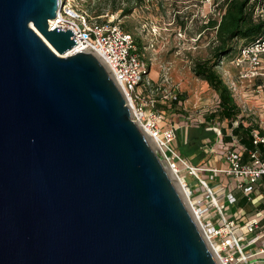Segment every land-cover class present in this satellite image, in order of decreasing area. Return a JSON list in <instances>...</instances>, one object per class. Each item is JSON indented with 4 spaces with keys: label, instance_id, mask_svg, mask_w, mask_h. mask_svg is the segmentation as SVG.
<instances>
[{
    "label": "water",
    "instance_id": "1",
    "mask_svg": "<svg viewBox=\"0 0 264 264\" xmlns=\"http://www.w3.org/2000/svg\"><path fill=\"white\" fill-rule=\"evenodd\" d=\"M57 8L0 0V264H218L102 61L64 55Z\"/></svg>",
    "mask_w": 264,
    "mask_h": 264
},
{
    "label": "built area",
    "instance_id": "2",
    "mask_svg": "<svg viewBox=\"0 0 264 264\" xmlns=\"http://www.w3.org/2000/svg\"><path fill=\"white\" fill-rule=\"evenodd\" d=\"M53 19H48V28L63 27L71 29L76 45L70 48V54L79 51L93 52L105 64V68L114 79L122 92L128 108L130 118L139 126L141 131L154 142L163 161L169 165L171 171L182 180L183 188L189 191L187 202L192 215L197 220L202 235L213 252L218 264H264V210H259L254 217L241 221V216L233 212L227 216L218 201L216 193L225 190L227 203L235 204L236 197L232 189L243 190L245 196L251 201L250 193L264 183V132L259 128L251 130L253 147L246 149L235 138L224 143V166H208L191 164L173 144L177 140L179 125L168 123L165 127L159 121H167L166 110L157 108L156 103L167 95L156 99L154 92L160 85L148 75L149 67L134 42L133 34L123 29L113 18L104 22L90 16L84 10L71 4L70 0H58V8ZM68 54V55H70ZM236 62L245 63L241 75L244 78H262L264 76V38L254 43L242 46L239 49ZM264 87V83H263ZM176 92L170 99L176 98ZM169 99V100H170ZM177 103L180 104V101ZM204 117L191 118L189 122L203 124ZM210 119V118H209ZM195 122V121H194ZM207 123V122H206ZM237 121L234 122V125ZM215 133V138H223L222 127L210 122L207 123ZM231 134V131L226 133ZM246 153V159L244 158ZM194 176L204 187V196L193 197L190 186L184 179V173ZM208 172L209 178L218 175L227 176L233 184L219 180L217 187L211 186L200 177V173ZM233 186V187H231ZM191 199V201H190ZM245 232L236 234L235 231ZM217 247V250H215ZM249 252L244 251L249 249ZM259 257V258H257Z\"/></svg>",
    "mask_w": 264,
    "mask_h": 264
},
{
    "label": "rangeland",
    "instance_id": "3",
    "mask_svg": "<svg viewBox=\"0 0 264 264\" xmlns=\"http://www.w3.org/2000/svg\"><path fill=\"white\" fill-rule=\"evenodd\" d=\"M70 1L74 7L84 10L93 17H95L96 8L101 9L99 13L102 14L99 19L113 18L120 25L122 24L128 28L133 36L142 43L140 53L149 67L148 75L152 79L154 78L157 85H160V88L154 92V96L157 100L161 98V95L168 96V98H162L156 103L157 108L166 110L168 122L159 121L161 126L165 127L168 123H174L189 127V125L196 124L194 123L196 120L189 122L191 118L207 117L208 113L217 108L218 97L216 92L208 86L207 82L197 78L191 71L193 60L195 58H206L214 42V31L206 28L205 22L208 18L217 19L219 17L215 0ZM113 6H117L118 9L112 11ZM123 7L130 8L129 12L124 13L122 11ZM240 45L241 41L220 62L217 70L232 90L236 104L241 108L244 125L252 122L264 132V76H262L263 79H250L241 76L246 64L236 62ZM262 72H264V68ZM174 92L182 96L180 104L173 105L169 102L170 96L174 95ZM210 122L224 127V134L229 131L225 119L219 121L215 117ZM207 135L209 136V134ZM206 139L202 137L196 143V146L205 145ZM222 143V140L214 144L210 142L212 154L218 153L220 155L222 153ZM173 146L182 155L189 152L188 147L178 145V140ZM183 156L185 157V155ZM183 173L185 175L184 179L190 185L194 194L191 199L199 197L200 194L204 196L205 189L197 179L186 172ZM219 177L212 179L206 174L202 175V178L210 185L218 184L219 180L217 179ZM178 182L180 183L182 180L180 179ZM186 192L189 195L187 189ZM249 195L251 197L250 202L257 203L262 193L252 191ZM216 196L227 216H231L235 209L237 215L240 216L241 210L235 207V204L226 202L225 190L218 191ZM251 217H254V215ZM243 232H245L244 227H241V231H235L237 235ZM249 250L251 248L244 251L249 252Z\"/></svg>",
    "mask_w": 264,
    "mask_h": 264
},
{
    "label": "trees",
    "instance_id": "4",
    "mask_svg": "<svg viewBox=\"0 0 264 264\" xmlns=\"http://www.w3.org/2000/svg\"><path fill=\"white\" fill-rule=\"evenodd\" d=\"M139 1L136 0V2ZM215 5L216 9H218L219 17L217 19L213 17L208 18L205 22V27L214 31V42L206 58H195L193 60L191 71L197 78L207 82L208 86L217 94V108L207 114V119L215 117L219 121L225 119L227 127L231 131L230 135L225 133L226 138L233 137L240 144H243L246 149H249L253 147L250 132L257 127L252 122L244 125L241 108L236 104L232 90L225 82L221 73L218 72L217 67L225 56L238 46L240 41V47H242L254 43L256 39L264 38V0H215ZM117 9V6H113L112 11H116ZM100 10L96 8L95 17L100 22H104L107 19H99V16L102 14L99 13ZM129 10L130 8L128 7H123L122 9L124 13H128ZM120 26L129 31L122 24ZM134 42L140 51L142 43L136 37H134ZM181 97L180 94H176V98L170 99L169 102L175 105L178 101L182 100ZM235 121H237L236 125H234ZM206 126L201 125L200 128H189L187 136L190 146H196V143L202 137H206L209 134L210 128ZM259 130L262 132L261 129ZM222 132L224 134L225 128L222 129Z\"/></svg>",
    "mask_w": 264,
    "mask_h": 264
},
{
    "label": "crops",
    "instance_id": "5",
    "mask_svg": "<svg viewBox=\"0 0 264 264\" xmlns=\"http://www.w3.org/2000/svg\"><path fill=\"white\" fill-rule=\"evenodd\" d=\"M154 80V78H153ZM155 81V80H154ZM204 123L203 124H199L196 123L195 125H192L189 127L187 125L184 124H179L180 128H178L177 131V140H178V145H184L185 147H188V151L187 153H184L183 155H185V157L187 158V160L191 163V164H195V165H200V166H205V165H210V166H217L219 167L220 165H224V158L222 157V155H224V143L231 141L232 138H226V134H223L222 136V144L221 146H223L222 148V153H220V155L217 153L212 154V151L210 150V142L211 143H218L220 142L217 138H215V133L214 131H210L209 132V136L207 135L205 138H207L205 140V145H201L200 147L197 146H190V144L188 143V130L191 127L194 128H200L201 125H207L208 121L211 120L212 118H208L204 117ZM207 122V123H206ZM208 128V125L206 126ZM222 127V126H221ZM222 129H224V127H222ZM211 130V128H210ZM229 139V140H226ZM189 144V145H186ZM261 148V153L263 154V147L260 146ZM264 155V154H263ZM244 158L246 159V153H244ZM220 164V165H219ZM208 175L209 177V173L208 172H202L200 173V177H202V175ZM185 176V175H184ZM219 177V176H216ZM209 179V178H208ZM214 179V178H212ZM217 180H222L224 184L229 183V177L227 176H220ZM190 186V185H189ZM211 186H214L216 188V190L218 189L217 187V183L215 184H211ZM233 187V186H231ZM233 194L236 197V203H235V207H237L239 210H241V214H240V218L241 221L243 222L244 220L250 218L252 215H255V213L259 210H264V183L260 184V186H258V188H256L255 192H261V198L259 199V201L256 203H251L250 200L247 199V197L245 196L243 190H239V189H232ZM201 196V194H200ZM233 212L237 213V210L235 209ZM232 212V213H233ZM261 219V223H264V218L260 217Z\"/></svg>",
    "mask_w": 264,
    "mask_h": 264
},
{
    "label": "bare ground",
    "instance_id": "6",
    "mask_svg": "<svg viewBox=\"0 0 264 264\" xmlns=\"http://www.w3.org/2000/svg\"><path fill=\"white\" fill-rule=\"evenodd\" d=\"M70 53H71L70 50H68L64 55H68V54H70ZM102 63H103V62H102ZM103 64H104V63H103ZM104 66H105V64H104ZM146 137H147V136H146ZM147 140H149V142H150L152 148H153L154 151L157 153V155L160 156V153H159L157 147L155 146L154 142H153L152 140H150L148 137H147ZM160 157L162 158V156H160ZM161 160H162V159H161ZM162 161H163V160H162ZM163 166H164L166 172H168V174H169L170 178L172 179V181H173L175 187L178 188V190H179V192H180V195H181V198L183 199V201L185 202V204H188V203H187V198L189 197V195H188L187 192H186V188H183V186H182V182H180V183L178 182V180L180 181V179H178V178L176 177V175L171 171L169 165H167V163H166L165 161L163 162ZM190 201H191V199H190ZM215 250H217V247H215Z\"/></svg>",
    "mask_w": 264,
    "mask_h": 264
}]
</instances>
